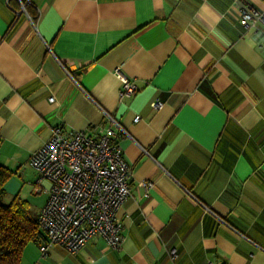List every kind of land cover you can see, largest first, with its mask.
I'll return each instance as SVG.
<instances>
[{
	"label": "crops",
	"instance_id": "crops-1",
	"mask_svg": "<svg viewBox=\"0 0 264 264\" xmlns=\"http://www.w3.org/2000/svg\"><path fill=\"white\" fill-rule=\"evenodd\" d=\"M240 3L264 13V0H0L5 199L37 215L48 182L28 159L55 126L112 127L132 164L120 247L96 235L42 256L41 231L21 264H264V22L243 24Z\"/></svg>",
	"mask_w": 264,
	"mask_h": 264
},
{
	"label": "built area",
	"instance_id": "built-area-1",
	"mask_svg": "<svg viewBox=\"0 0 264 264\" xmlns=\"http://www.w3.org/2000/svg\"><path fill=\"white\" fill-rule=\"evenodd\" d=\"M238 14L247 26L264 22V13L242 3L238 5ZM114 72L119 80L120 98L134 94L135 81L119 68ZM162 104L158 99L150 102L154 109ZM107 116L119 126L111 115ZM138 119L135 116L134 120ZM116 138L112 127L99 126L88 132L63 131L55 126L49 138L31 153L28 165L38 172L39 180L48 182V197L37 213L38 226L46 235L39 245L42 256L52 245L75 252L96 235L112 248L122 244L124 235L116 210L131 196L132 164ZM141 185L148 196L153 182L145 180ZM220 220L231 232L243 237L224 219ZM170 254L175 256L174 250ZM209 264L228 263L216 260Z\"/></svg>",
	"mask_w": 264,
	"mask_h": 264
},
{
	"label": "trees",
	"instance_id": "trees-1",
	"mask_svg": "<svg viewBox=\"0 0 264 264\" xmlns=\"http://www.w3.org/2000/svg\"><path fill=\"white\" fill-rule=\"evenodd\" d=\"M32 18H36L34 12ZM10 175L11 171L0 164V264H21L24 247L42 230L28 202L14 196L4 203L3 186Z\"/></svg>",
	"mask_w": 264,
	"mask_h": 264
},
{
	"label": "rangeland",
	"instance_id": "rangeland-1",
	"mask_svg": "<svg viewBox=\"0 0 264 264\" xmlns=\"http://www.w3.org/2000/svg\"><path fill=\"white\" fill-rule=\"evenodd\" d=\"M7 201H8V200H7V199H5V197H4V203H7Z\"/></svg>",
	"mask_w": 264,
	"mask_h": 264
}]
</instances>
